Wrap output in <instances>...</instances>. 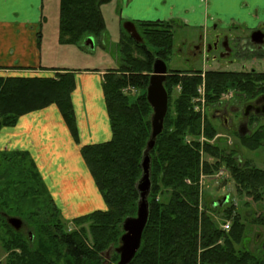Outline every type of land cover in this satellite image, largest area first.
<instances>
[{
	"label": "trees",
	"instance_id": "obj_1",
	"mask_svg": "<svg viewBox=\"0 0 264 264\" xmlns=\"http://www.w3.org/2000/svg\"><path fill=\"white\" fill-rule=\"evenodd\" d=\"M111 1L59 0L58 42L82 48L88 37H100L105 30L101 7ZM135 28L140 40L122 33L124 38L118 40L121 66L118 71L106 72L103 77L111 138L83 145L80 149L106 205L105 210H95L71 219L75 224L90 222L92 247H87L75 232H61L63 217L50 197V209L36 208L31 212L18 209L16 217L30 224L34 233L28 232L31 233L30 239L28 233L24 236L21 230L10 228L5 236H1L6 251H11L6 264H102L99 254L119 244L123 220L135 216L138 201L136 183L141 175L140 162L151 132L152 110L146 100V85L155 58L167 59L173 47L170 24L138 21ZM200 73L175 70L166 76L167 112L163 129L149 151V215L140 247L129 264H264L261 253L258 256L238 248L250 222L264 226V212L252 211L247 202L244 205L250 208L249 214L236 211L230 202L213 207L208 200L203 202L205 211L200 213L198 210L201 144H186L184 137L200 135V118L191 107V100L201 82ZM204 80L207 105L216 103L221 94L229 90L253 95L264 91V73L206 72ZM74 84V73L69 70L54 77L0 75V128L15 125L21 115L55 105L76 141L70 96ZM125 86L141 91L134 101L122 93ZM205 124L204 135L212 139L218 129L208 119ZM235 140L241 148L258 149L264 144V124L250 135ZM202 149L213 159L212 163H204L203 171L212 173L225 167L240 191L239 195L244 193L258 203L259 210L262 207L260 203L264 201V171L247 160H237L236 147L232 148L224 140L218 139L213 144L204 142ZM21 153L28 156L27 152ZM25 183V180L19 181L18 187ZM156 195L167 199L160 202ZM216 210L231 220L229 232H223L206 213ZM34 242L35 245L31 246L30 243ZM114 257L116 262L118 255L114 254Z\"/></svg>",
	"mask_w": 264,
	"mask_h": 264
},
{
	"label": "crops",
	"instance_id": "obj_2",
	"mask_svg": "<svg viewBox=\"0 0 264 264\" xmlns=\"http://www.w3.org/2000/svg\"><path fill=\"white\" fill-rule=\"evenodd\" d=\"M111 3L124 22L173 21L192 32L203 31L215 22L222 27L233 23L246 30L264 27V0ZM44 11L50 12L49 0H0V75L26 76L35 69L40 71V66L45 68L39 50L46 22ZM9 71L12 73L7 74ZM73 73L75 84L70 96L76 141L55 105L21 115L15 125L0 129V149L31 153L49 196L65 220L106 209L80 149L111 138L102 87L104 72L75 69Z\"/></svg>",
	"mask_w": 264,
	"mask_h": 264
},
{
	"label": "rangeland",
	"instance_id": "obj_3",
	"mask_svg": "<svg viewBox=\"0 0 264 264\" xmlns=\"http://www.w3.org/2000/svg\"><path fill=\"white\" fill-rule=\"evenodd\" d=\"M58 9L59 0H49L50 12L48 14L44 11L46 14V22L42 25V38L40 39L39 50L41 52V63L45 67V70L42 71V67L40 66V71L37 72L35 69L26 76L37 75L54 77L58 73H63L66 70L74 71L75 69L91 72L101 70L104 74L109 71H118L122 63L118 48V40L119 38H124L122 33H126L128 35L124 28V21L119 17L118 8L115 7L113 3L103 5L101 7V12L103 13L105 21V30L100 37L92 38V47L88 45L83 46L82 48H78L73 45H62L58 42ZM218 30L222 31L220 27H218ZM210 35L211 34L208 35V39H210ZM186 37L187 36L182 29L176 28L174 33V44L175 47H180L183 53L192 45V43H194L196 34L194 33L188 37L187 43L182 45L181 43H185L184 38ZM241 65L242 63L237 64L233 68L245 71L251 68L250 62H247L246 65H244L245 67ZM209 67L210 65L202 55H198L194 60H185L183 55H176L173 53L166 62L167 71L204 69ZM6 73L11 74L12 72L9 71ZM122 93L126 95L130 101H134L139 96L141 91L135 87L125 86L122 88ZM211 112V109H209L208 114H211ZM222 134L225 136L223 140H227V145L230 144L232 148L236 147L238 154L243 161L247 160L254 167L264 171V144L256 150H248L235 144L236 140L233 136L224 132H222ZM204 137L205 136L203 135H199V137L187 135L184 137L186 144L190 145L192 142H198L199 146L201 144V147L199 148L200 173L198 177L199 212L202 213L205 211L204 207L200 208L201 202H204V200L214 202L218 198L227 194L230 195L229 202L232 203L238 212H248L249 214L250 208L252 211L264 212V201L260 203L262 207L258 210V203H255L244 193H242L241 196L239 195L240 191L237 190L229 172L224 178L215 183V180L209 176V173H205L203 171V165L208 160L207 155L203 153L202 149V143H204V140L206 141V138ZM21 152L23 151L14 152L11 150H5V148L0 149V209L6 210L14 216H16L19 212L18 209L22 208L24 211L28 210L30 212L36 208L42 210H45V208H51L48 190L38 172L37 165L33 160L31 153L28 151V156H26ZM209 161L212 163L213 159H210ZM32 164L34 166H32ZM224 168L225 167H221V170ZM37 173L39 177L37 176ZM21 180H25L26 185L18 187L19 181ZM185 182L189 184V179H185ZM167 192L168 191H166V193ZM19 198L21 200H19ZM155 198L156 200L159 199L160 202H165L167 199L166 196L159 195H156ZM245 202L249 203L250 208H246L244 205ZM206 213L211 215L217 224L223 222L221 218V211H206ZM61 220L63 227L60 225V229L63 234L75 232L80 235L87 247H92V237L89 233V221L75 224L71 220H65L63 218ZM225 222H229L231 226L230 219H225L224 223ZM9 229L10 228L0 218V264L7 263V258L11 252L10 250L6 251V248L3 246L1 241V236H5L6 231ZM29 231L34 233V228L27 222H23L21 233L26 236ZM30 245L34 246L35 242L30 243ZM238 248L251 251L258 256L260 253L264 255V226L253 223L251 224L250 222L246 228V236L241 244L238 245ZM16 252L17 254L19 253L18 250H16ZM101 254L102 253L99 254L100 261L102 260ZM114 259L115 257L113 254L110 258L112 264L113 262L114 264L117 263Z\"/></svg>",
	"mask_w": 264,
	"mask_h": 264
},
{
	"label": "flooded vegetation",
	"instance_id": "obj_4",
	"mask_svg": "<svg viewBox=\"0 0 264 264\" xmlns=\"http://www.w3.org/2000/svg\"><path fill=\"white\" fill-rule=\"evenodd\" d=\"M166 22L171 25V33L173 40V47L171 54L183 55L185 60H194L198 55H202L207 60L210 65L209 68L204 69H190L184 71H200L201 82L196 88V95L191 100L192 110L197 113L200 118L199 134H205V121L208 119L217 129L218 133L212 138L206 140L213 144L216 140H222L225 137L222 132L233 136L235 139L242 136L250 135L255 129L264 124V91L257 95L251 93L245 94L239 91L229 90L221 94L220 98L216 103L207 105L206 101V87H205V73L206 72H256L264 73V27L245 29L241 26H236V24L230 23L225 27L220 26L218 23H214L209 28L200 31L192 32L189 29H185V26L178 22L173 21H160ZM218 27L222 31L218 30ZM176 28L183 30L187 36L185 45L187 43L188 37L192 34H196V39L192 45L186 49L183 53L180 47H175L174 44V33ZM255 31H260L262 38L261 42H254L251 35ZM210 39H208V35ZM190 35V36H189ZM167 59L163 60L160 58H155V60L160 59L164 62L166 67ZM153 61V64L155 62ZM250 62L251 68L249 70H238L233 67L237 64L246 65ZM241 65V66H242ZM153 68V65H152ZM175 71V70H171ZM183 71V70H181ZM170 71L166 69V76ZM152 72L150 73V75ZM149 75V77H150ZM165 76V80H166ZM148 77V79H149ZM164 80V82H165ZM164 85V83H163ZM179 90V87L177 86ZM211 109V114H208V110ZM225 142L227 140L224 139ZM230 145V144H229ZM211 158V157H210ZM212 159V158H211ZM240 161V158L237 157ZM0 218L4 223L11 229L12 226L9 225L8 219L17 218L11 215L6 210L0 209ZM23 222L19 230H22ZM15 230V229H13ZM18 231V230H16ZM118 246V245H117ZM113 246L108 248L105 252L101 254L102 264H108L110 258L115 252ZM118 255V254H117ZM119 260V255H118ZM117 260V261H118Z\"/></svg>",
	"mask_w": 264,
	"mask_h": 264
},
{
	"label": "water",
	"instance_id": "obj_5",
	"mask_svg": "<svg viewBox=\"0 0 264 264\" xmlns=\"http://www.w3.org/2000/svg\"><path fill=\"white\" fill-rule=\"evenodd\" d=\"M124 28L130 37L137 41L140 40L132 22H124ZM251 37L255 43L261 42L262 35L260 31H255ZM85 45L93 46L92 37L87 38ZM165 74L166 67L164 62L160 59L155 60L152 74L146 85V100L152 110L150 117L151 132L140 162L141 175L136 183V190L138 192L136 215L126 217L122 222L123 234L119 239V246L115 248V252L119 255L117 264H129L131 262L140 247L142 232L148 220V196L151 190L149 151L154 146L155 138L163 129V121L167 112L168 97L163 85ZM226 201L227 197H224L217 204L221 206ZM8 223L13 229L19 230L22 221L19 218L13 217L8 219ZM28 235L31 239V233H28Z\"/></svg>",
	"mask_w": 264,
	"mask_h": 264
},
{
	"label": "built area",
	"instance_id": "obj_6",
	"mask_svg": "<svg viewBox=\"0 0 264 264\" xmlns=\"http://www.w3.org/2000/svg\"><path fill=\"white\" fill-rule=\"evenodd\" d=\"M226 175H227V172L224 169L222 170L220 169L217 173L210 175V177L213 180L217 181L218 179L223 178ZM220 227L223 231H228L230 229V223L229 222L222 223L220 224Z\"/></svg>",
	"mask_w": 264,
	"mask_h": 264
}]
</instances>
